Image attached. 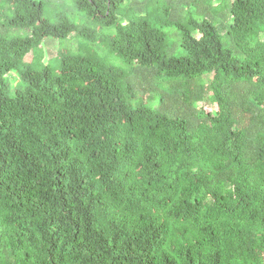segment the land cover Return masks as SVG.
<instances>
[{
	"label": "trees",
	"instance_id": "trees-1",
	"mask_svg": "<svg viewBox=\"0 0 264 264\" xmlns=\"http://www.w3.org/2000/svg\"><path fill=\"white\" fill-rule=\"evenodd\" d=\"M0 264H264V0H0Z\"/></svg>",
	"mask_w": 264,
	"mask_h": 264
},
{
	"label": "rangeland",
	"instance_id": "rangeland-1",
	"mask_svg": "<svg viewBox=\"0 0 264 264\" xmlns=\"http://www.w3.org/2000/svg\"><path fill=\"white\" fill-rule=\"evenodd\" d=\"M48 49V54H47V58H49L52 54L56 53V43L52 42L51 44L49 43V46L46 47Z\"/></svg>",
	"mask_w": 264,
	"mask_h": 264
}]
</instances>
